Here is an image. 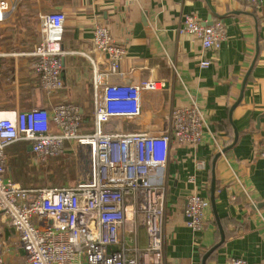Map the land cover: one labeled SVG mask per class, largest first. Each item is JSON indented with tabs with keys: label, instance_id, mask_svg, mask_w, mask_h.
I'll return each instance as SVG.
<instances>
[{
	"label": "crops",
	"instance_id": "0c3cea01",
	"mask_svg": "<svg viewBox=\"0 0 264 264\" xmlns=\"http://www.w3.org/2000/svg\"><path fill=\"white\" fill-rule=\"evenodd\" d=\"M7 1L13 8L0 23V118L39 108L51 112L57 104L76 105L84 131L92 133L95 97L93 67L87 57L99 56L92 44L94 29L106 26L126 51L120 65L123 79L136 84L154 79L163 85L160 92L141 95L140 116L118 121L122 131H163L172 109L193 102L209 124L204 144H172L161 180L167 189L163 264H202L206 253L220 243L213 209L211 221L198 237L184 216L191 193L210 200L213 178L217 215L226 238L207 264H228L239 258L264 264V158L258 157L264 140V0L259 11L240 0ZM54 12L66 16L61 71L65 86L50 98L32 70L31 54L41 41L40 16ZM186 14L207 25L214 20L226 24V41L218 51L205 52L199 41L179 33ZM203 60L212 61L210 67L201 68ZM98 61L105 69L104 59ZM16 144H25L27 151L30 146L25 141ZM11 147L6 149L10 162L17 157ZM139 236L140 246L145 247V233ZM1 241L5 264H28L12 228L3 227Z\"/></svg>",
	"mask_w": 264,
	"mask_h": 264
},
{
	"label": "built area",
	"instance_id": "2783aa9c",
	"mask_svg": "<svg viewBox=\"0 0 264 264\" xmlns=\"http://www.w3.org/2000/svg\"><path fill=\"white\" fill-rule=\"evenodd\" d=\"M240 1L252 10L261 8V0ZM12 8L7 0L0 1V23ZM65 22L60 12L41 15V41L31 54L32 70L50 98L65 86L61 77ZM183 24L179 33L199 41L205 52L218 51L226 41L227 26L221 20L207 25L186 14ZM92 44L99 53L97 58L87 57L93 67L95 97L92 133L84 131L76 105L57 104L51 112L39 108L0 118V264H5L3 227L15 231L28 264L164 263L167 189L161 183L163 173L173 143H205L207 117L193 102L172 109L163 131H122L118 121L140 116L141 95L160 92L163 85L154 79L137 84L123 79L120 65L126 51L114 42L106 26L96 25ZM99 59L106 62L105 69L99 67ZM211 64L203 60L200 66ZM22 141L31 145L38 163L63 154L67 144L77 146L87 156L88 170L72 186L23 188L8 177L6 153ZM259 146L258 157L263 159L264 140ZM216 147L223 154V147L217 143ZM186 201L187 226L198 237L212 219V204L194 193ZM141 231L147 238L145 247L140 246ZM228 264L248 263L239 258Z\"/></svg>",
	"mask_w": 264,
	"mask_h": 264
},
{
	"label": "rangeland",
	"instance_id": "374dc122",
	"mask_svg": "<svg viewBox=\"0 0 264 264\" xmlns=\"http://www.w3.org/2000/svg\"><path fill=\"white\" fill-rule=\"evenodd\" d=\"M87 156L83 154L77 146L67 147L63 154L58 155V157L51 158L45 162L38 163L35 161L34 155H32L31 160L28 164L21 170L22 173L20 178L21 182L19 185L21 187L27 188H46L47 187H59V186H72L77 180H81L84 173L88 170ZM63 169L65 171H62ZM15 173V174H16ZM53 175V179H59L55 181L54 185L47 184L45 186L40 185V181L46 182L51 180L48 176ZM61 175L63 177L61 178Z\"/></svg>",
	"mask_w": 264,
	"mask_h": 264
},
{
	"label": "trees",
	"instance_id": "16d2710c",
	"mask_svg": "<svg viewBox=\"0 0 264 264\" xmlns=\"http://www.w3.org/2000/svg\"><path fill=\"white\" fill-rule=\"evenodd\" d=\"M52 14V13H51ZM83 127H85V124H84V122H83ZM11 149H12V152L13 153H15L16 154V158H14L11 162H10V158H9V164H8V168H10V171H12V176H13V179H14V181H15V183H20L21 182V180H20V178L22 177V173L21 174H19V176H18V174L16 173V172H21V170H23V168L28 164V162L31 160V158H32V155L33 154H31V153H29L28 151H27V146L25 145V144H21V145H18V144H15V145H13V147H11ZM7 168V169H8ZM60 170H62V171H65V170H63V169H60ZM16 171V172H15ZM16 173V174H15ZM49 178H51V180H48V181H46V182H43L42 180L40 181V185H42V186H45V185H47V184H51V185H54L55 183V181H59L60 180V178L59 179H53V175H51V176H48ZM63 177V175H61V178ZM22 183V182H21ZM47 183V184H46ZM75 184V183H74ZM66 186H68V185H66ZM47 187V186H46ZM59 187H62V185L61 186H59ZM59 187H51V188H59ZM41 189V188H40ZM212 256L213 255H211L210 257H209V259H211L212 258Z\"/></svg>",
	"mask_w": 264,
	"mask_h": 264
},
{
	"label": "water",
	"instance_id": "95a60500",
	"mask_svg": "<svg viewBox=\"0 0 264 264\" xmlns=\"http://www.w3.org/2000/svg\"><path fill=\"white\" fill-rule=\"evenodd\" d=\"M238 138V134L236 133V139H235V142ZM28 151L31 152L32 151V147L31 145L28 147ZM220 155L218 154L217 157L215 158V161L213 163V165H215L218 157ZM9 171V169H8ZM215 179L213 178V185H212V192H211V197H210V201H211V204H212V209L214 211V214H215V218H216V221H217V224H218V227H219V231H220V236H221V241L219 244H217L216 246H214L213 248H211L205 255V257L203 258V262L202 264H207V261L209 259V257L212 255V253H214L224 242H225V238L226 236H224V232H223V229H222V226H221V223H220V218H218V215H217V208H216V201H215V192H216V183L214 181Z\"/></svg>",
	"mask_w": 264,
	"mask_h": 264
}]
</instances>
